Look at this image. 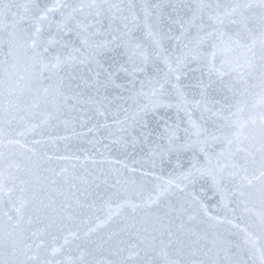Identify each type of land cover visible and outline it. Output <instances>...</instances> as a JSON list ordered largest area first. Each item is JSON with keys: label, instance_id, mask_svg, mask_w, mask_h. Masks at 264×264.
Listing matches in <instances>:
<instances>
[{"label": "snow or ice", "instance_id": "1", "mask_svg": "<svg viewBox=\"0 0 264 264\" xmlns=\"http://www.w3.org/2000/svg\"><path fill=\"white\" fill-rule=\"evenodd\" d=\"M0 264H264V0H0Z\"/></svg>", "mask_w": 264, "mask_h": 264}]
</instances>
